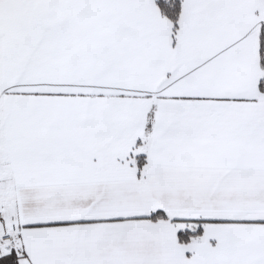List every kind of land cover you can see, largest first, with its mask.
<instances>
[{
	"label": "snow or ice",
	"instance_id": "6c2138e0",
	"mask_svg": "<svg viewBox=\"0 0 264 264\" xmlns=\"http://www.w3.org/2000/svg\"><path fill=\"white\" fill-rule=\"evenodd\" d=\"M0 264H264V0H0Z\"/></svg>",
	"mask_w": 264,
	"mask_h": 264
}]
</instances>
